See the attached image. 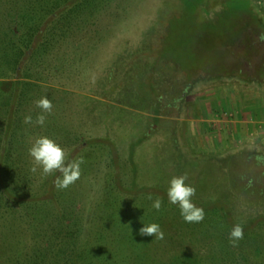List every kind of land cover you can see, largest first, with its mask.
<instances>
[{
	"label": "trees",
	"instance_id": "16d2710c",
	"mask_svg": "<svg viewBox=\"0 0 264 264\" xmlns=\"http://www.w3.org/2000/svg\"><path fill=\"white\" fill-rule=\"evenodd\" d=\"M136 11L132 0L127 3L120 0H0V79H13L10 91H0V264H264V180L248 168L251 158L264 159L259 147L243 144L198 152L186 148L182 130L179 134L177 129L171 131L160 123L162 119L172 120L168 118V105L183 97L180 82L186 85L187 80L195 82L199 76H194L199 69L188 63L193 60L192 55L198 56V48H188L183 53L169 51L171 54L165 55L166 65L173 74L163 72L165 69H161L159 59L145 60L146 78L137 75L134 65L135 87L116 79L108 81V70L104 88L101 89L98 82L92 90L94 96L51 89L52 110L38 113L37 101L48 98L38 82H52L53 77L44 75L47 70L53 72L49 64L56 59L55 54L46 55L43 51L52 45L53 50L71 42H84L90 50L92 43L99 42L97 38L103 30L107 31L105 38L111 41L112 33L118 32L119 22L127 25L133 19L139 21L132 15ZM244 15L255 22V29L252 31L250 24L239 23L241 19L235 21L234 27L242 30L237 40L242 44L239 55L252 57L263 46V41L254 39L253 33L256 31L261 36L264 24L251 9ZM192 16L195 18V13ZM97 18L99 22L90 25ZM106 24H111V29L103 28ZM92 26L89 38L82 36L83 40H78L74 36ZM188 29L190 31L191 27ZM190 32L193 38L198 36L193 29ZM165 40L166 37L160 38L161 45ZM185 51L191 55L185 57ZM89 52L84 51L83 56ZM66 58L63 57V61ZM34 68L39 71L37 74H32L30 69ZM179 72L185 73L186 81L176 77ZM220 75L223 74L211 76ZM30 76L35 81L25 80ZM87 84L80 80L79 87L86 88ZM112 85L115 86L113 91ZM139 89L150 94L148 100H145V92L144 97L143 93L139 94ZM105 94L111 102L100 98ZM41 114L45 117L43 125L36 123ZM27 116H31V123H25ZM92 132L101 135L90 136ZM45 135L63 147L66 163L74 150L84 148L83 154L87 145L92 146L95 140L118 155L117 158L104 155L102 164L89 162L90 170L99 173L97 177L104 175L101 184L115 190L114 196L119 199L117 206L110 203L113 210L107 217L108 227L89 230L90 217L77 219L63 207L52 216L48 211L44 213L43 207L51 200L44 199L42 192L48 189L47 192L54 193L53 180L59 172L44 174L29 155V148L38 137ZM168 144L180 155L181 149L190 152L179 170L172 161H163L167 157L162 147ZM96 156L93 152V157ZM99 164L101 167H95ZM201 166L204 168L200 171ZM34 167L36 171L32 170ZM83 172L81 168V174ZM182 174L187 175L186 183L196 188L193 202L205 212L204 219L198 223L184 221L178 205L171 204L167 197L169 180ZM201 178L209 179L208 183ZM149 196L162 199L159 210L152 207ZM132 207H138L143 213L137 216L140 225L130 219ZM44 219H48V227ZM142 222H156L162 229L169 230L167 250L158 251L157 257L148 258L147 251H143L149 240L138 234ZM237 223L243 226L244 238L234 245L229 233ZM188 239L194 241L190 246H187ZM200 240L206 244L196 249L195 243Z\"/></svg>",
	"mask_w": 264,
	"mask_h": 264
},
{
	"label": "rangeland",
	"instance_id": "374dc122",
	"mask_svg": "<svg viewBox=\"0 0 264 264\" xmlns=\"http://www.w3.org/2000/svg\"><path fill=\"white\" fill-rule=\"evenodd\" d=\"M120 1L127 3V0ZM132 3L134 4L135 10H137L136 13L132 15L137 16L139 21L137 22L136 19H133L132 21H129L127 25H124L123 22H119L116 25L118 32L112 33L114 38L111 41L110 38H105L106 35L104 34L107 31L103 30L102 35L97 38V41L99 42L96 43L95 41L92 43L94 46L89 48L90 50L87 49L88 44H85L84 42H81V44L74 42L72 44L71 42V45L69 43H65L52 50V44L55 37L52 39V47L43 51V53L46 55L48 53V55L55 54L56 59L49 64L52 66L51 68L53 72L50 73L47 70L44 76L53 77V80L57 83L53 80L52 82H38L43 85V92L48 95V99L51 97V89H58L64 92L72 93L82 92L87 93L90 96H94L95 92L92 90L94 87L98 86V82L101 89L104 88L105 79H107L105 76L108 70V78L110 79H108V81H114V79H116L118 82H123L125 84L132 83L135 87L136 75H134L132 69L135 65L138 70L137 75H142L143 78H146V59H159L161 69H165L163 72L173 74V71L168 68L169 65H166L167 62L165 60V55L171 54L169 51H180L183 53V51L188 48L196 47L198 48L197 51L199 54L198 56L192 55L193 60L188 63L189 65H193L194 68L199 69L196 73H194V76L195 74L196 76L199 74V76L195 78V82H193L192 80L186 81L184 79L186 76L184 72H179V74L177 73V78H180L183 82H187L186 85H182L181 82L179 84L180 88L183 90V97L177 101H173L174 103L171 101V104L168 105V112H170L168 114V118L172 120L162 119L160 123H162L163 126L166 125L171 131L174 130V132H176L177 129L179 134L180 130H182L183 141L187 144V149H195L198 152H211L228 149L233 146L238 147L243 144H251L259 147V150L262 152L260 155H263L264 157V138L258 137L255 130L254 132L252 131L248 133L245 138H240L235 142L233 141V143H230L229 139L227 140L224 138L225 135L223 132H216V135L212 134V136L208 135V137L204 130L206 128V124L201 125V121L199 120L201 119V110L198 107V100L200 98L206 100L211 96H215L216 93H220L219 95H221L224 99V84L232 87L231 84L234 86L237 85V83L246 84V82L248 83V80L250 81L251 87L249 90L244 89L241 91H248L246 93H250L255 96L256 94H261L264 97V85L260 84V82L264 83V40H262L263 46L258 53H255L252 57L248 55H241L240 57L239 53L242 52V44L240 43L241 40L238 42L237 40L241 38L242 30L234 27L235 21L241 19L239 23H247L246 26L250 24L252 31L255 29V22H252V20L247 17L248 14L247 16L244 15L249 13V9H251L264 24V0H132ZM185 9L187 11L186 13ZM194 13L195 18L192 16ZM98 18L92 21L90 25L96 24ZM98 22L99 20L97 23ZM114 24L115 23L112 25ZM110 25L111 24H106L107 27L104 26L103 28L106 30L111 29ZM93 27L94 26L88 27L90 29L85 30V32L79 31V33L74 36L78 37V40H81L83 37L84 39H87L90 37L88 34L93 32L91 31V28ZM190 27L191 30L193 29V31L198 32V36L196 38H193L190 35L191 30L189 31L188 29ZM114 30L116 31V27ZM100 34L101 33H99V35ZM112 34L110 33L109 35ZM253 34L255 37L257 36L256 31ZM153 35H157L158 39L152 38L154 37ZM161 37H166L165 44H162L163 46L160 41ZM93 40L94 38L90 39V42ZM242 40L245 43L244 37ZM147 42H149L148 45L144 47V44H147ZM216 45L220 47H216ZM159 46L161 47L158 48ZM81 47H83L84 50L81 49ZM84 51L90 52L83 56ZM159 51H161L162 54L158 53ZM56 54L61 56L57 58ZM159 54L161 58H158ZM185 54H187L186 51L183 55ZM189 55L191 54H187L185 57H188ZM38 56L40 57L42 54L40 53ZM66 56L68 58L65 59L66 61H63V57ZM184 61L186 63V60ZM258 62L263 64L257 65L256 63ZM60 63H64V65L60 66ZM55 65H59L60 67L56 68L54 67ZM110 67L115 70L112 71ZM181 67H183V65H181ZM44 68H46V65ZM240 69L242 70L244 78H242L243 75L241 77V72L239 71ZM30 70L32 74H37L39 72L36 68ZM115 71L117 74H114ZM214 73L223 75H220L221 77L214 78L211 76ZM30 77L31 78H25V80L31 79L35 81V78L32 76ZM80 80L88 83L86 88L79 87ZM12 84L13 79L11 78L0 79V91H10ZM255 85H259L260 88ZM118 86L120 87L121 85ZM113 87L115 86H111L112 91L115 90ZM145 88L146 86L143 89ZM139 91V94L143 93L142 97H144L145 92V100H148L150 94L146 90L139 89ZM59 95L61 96V94ZM100 98L111 102L108 100L106 94ZM50 101L52 103V99ZM141 101L143 104L144 100ZM113 103L116 104L117 102L113 101ZM38 109V113L43 112L41 108ZM223 113L225 114V111ZM132 114L137 116L134 112ZM195 118L198 119V122L196 123L193 121ZM260 127L264 133V124H261ZM92 134H97L99 137L101 135L100 132L99 134L92 132L90 136H92ZM199 137H202L203 140H200ZM97 141L95 140L92 142L91 145H94L93 147L88 144L87 149L83 154L82 149L84 148L78 147L74 150L69 159V162H71L72 160L82 158L83 163L81 164V168L84 172L88 170V173L83 172L84 174H80L79 179H77L74 183L70 184L67 188L61 189L56 187V176L61 175L59 172L58 175L54 176L53 180L55 183L54 193L52 194L51 192H47L48 189L42 192L44 193L42 195L43 198H47L48 200L50 199L51 201L49 202H52L51 205L48 202L45 205L46 207H43L44 213L48 211L50 216H52L54 211L62 209L63 207L69 212H73L77 219L83 218L85 220L90 217L88 222L91 223L88 228L92 231L94 230V227L97 226L108 227L106 226L108 221L107 217L113 210L110 203L117 206V202L119 201V199L116 198L117 196H114L115 190H109L105 184H101L103 182L102 179L104 178V175H100L99 178L97 177V175L99 176V173L96 170H93L92 168L90 170L89 162L91 161L92 163L99 161L102 164L103 161L101 160L104 158V155L111 156L113 158L118 157V155L114 152L107 150L106 147H103L100 140L99 142ZM172 147L173 145L170 144L162 147V153H164L167 157L164 158L163 161L167 163L172 161V163H174V168L179 170L183 166L184 160L188 159L187 156L190 152L181 149L182 153L180 155ZM89 150L91 151L89 152ZM93 152L97 154L95 158L98 159L95 160ZM263 160L264 159L258 158V160H256L251 158L249 160L250 162L248 161L249 172L251 170L252 173H258L262 181L264 180ZM116 165L119 167V162ZM95 167L101 166L99 164L95 165ZM115 168L119 169L117 167ZM203 168L204 166H201L199 170L201 171ZM214 174L217 175L216 173ZM201 180L206 179L201 178ZM206 181L208 183L209 179ZM52 205L53 207L49 208V206ZM131 209L133 213L130 211V215L132 216L130 219H134L135 222L140 225L141 222L137 216L142 212H140L138 207H132ZM43 222L45 226L48 227V219H44ZM50 226H52V223H50ZM113 227L117 228L115 224ZM162 231L164 233L163 239L154 237V234L152 236H146V240H149L148 247H146L147 249L145 248L143 251H147L146 256H148V258L157 257L156 253L158 251L162 252L167 250L169 242L166 239L167 235H169V230L164 228ZM192 241L193 240L190 242L188 239L187 246L193 244L194 241ZM195 244L196 249H198L199 246H203L206 243L204 240H200ZM208 250H210V247ZM99 256H102V253H100Z\"/></svg>",
	"mask_w": 264,
	"mask_h": 264
},
{
	"label": "clouds",
	"instance_id": "9594fccd",
	"mask_svg": "<svg viewBox=\"0 0 264 264\" xmlns=\"http://www.w3.org/2000/svg\"><path fill=\"white\" fill-rule=\"evenodd\" d=\"M264 40V33L260 36ZM37 107L44 112L52 110V103L47 97H42L37 101ZM45 121L44 115L37 117L36 123L43 125ZM31 116L25 117V123H31ZM29 155L33 158L36 165L42 168L44 174H51L53 172H60L61 175L56 179L57 188H67L70 184L79 179L81 174V164L83 159L72 160L66 163V154L63 147L49 136H40L29 148ZM36 171L34 167L32 169ZM187 175H174L168 182L167 197L171 204L178 205L180 215L184 221L200 222L204 219L205 212L202 207L196 206L192 197L196 193V188L190 183H186ZM149 199H152L149 196ZM162 199L157 197L152 199V207L159 210L161 208ZM138 234L140 236H152L163 239L164 233L160 225L156 222L143 223L139 228ZM244 238L243 226L239 223L235 224L229 233V239L232 244H237Z\"/></svg>",
	"mask_w": 264,
	"mask_h": 264
},
{
	"label": "crops",
	"instance_id": "0c3cea01",
	"mask_svg": "<svg viewBox=\"0 0 264 264\" xmlns=\"http://www.w3.org/2000/svg\"><path fill=\"white\" fill-rule=\"evenodd\" d=\"M231 86L223 85L224 99L219 95L220 93H216L215 96L206 100L203 98L198 100V107L201 110V119L199 120L201 125L206 124L205 134L212 136V134L216 135V132H223L224 138L233 143L240 138H245L248 133L255 130L258 137L264 138L263 130L260 127L261 124H264L260 123L264 122V97L261 94L255 96L246 93L248 91H241L249 90V85L237 83V85L231 84ZM193 121L196 123L198 119L195 118ZM202 137L199 139L203 140Z\"/></svg>",
	"mask_w": 264,
	"mask_h": 264
},
{
	"label": "flooded vegetation",
	"instance_id": "af4514ba",
	"mask_svg": "<svg viewBox=\"0 0 264 264\" xmlns=\"http://www.w3.org/2000/svg\"><path fill=\"white\" fill-rule=\"evenodd\" d=\"M254 39H257V40L260 41V36L257 35ZM261 43H262V42H261ZM256 64L258 65V64H263V63H259V62H258V63H256ZM239 71L241 72V74H243L241 69H240ZM253 80H254V79H253ZM258 84H259V82H258ZM260 84H263V85H264L263 82H260ZM245 85H249V86H250V85H251V84H250V81L248 80V83L246 82ZM255 86H257V85H255ZM250 87H251V86H250ZM252 87H253V86H252ZM257 87H259V85H258ZM259 88H260V87H259Z\"/></svg>",
	"mask_w": 264,
	"mask_h": 264
}]
</instances>
